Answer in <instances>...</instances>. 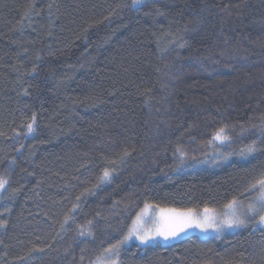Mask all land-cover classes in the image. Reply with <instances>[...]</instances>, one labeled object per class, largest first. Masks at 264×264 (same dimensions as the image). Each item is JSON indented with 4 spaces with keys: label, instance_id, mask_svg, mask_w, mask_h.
Wrapping results in <instances>:
<instances>
[{
    "label": "trees",
    "instance_id": "1",
    "mask_svg": "<svg viewBox=\"0 0 264 264\" xmlns=\"http://www.w3.org/2000/svg\"><path fill=\"white\" fill-rule=\"evenodd\" d=\"M130 3L0 0V172L16 158L0 191V264L34 248L26 264H91L146 201L221 209L264 172L259 128L240 135L264 119V0ZM34 112L35 133L18 136ZM224 124L235 142L222 151L252 140L260 151L219 161L204 141ZM178 145L207 163L180 166ZM105 167L111 181L86 192ZM120 264H264V231L129 242Z\"/></svg>",
    "mask_w": 264,
    "mask_h": 264
},
{
    "label": "snow or ice",
    "instance_id": "2",
    "mask_svg": "<svg viewBox=\"0 0 264 264\" xmlns=\"http://www.w3.org/2000/svg\"><path fill=\"white\" fill-rule=\"evenodd\" d=\"M147 0H131L129 7L133 10H139L143 5H146ZM33 8L30 6L23 17L26 19L32 14ZM175 42V40H174ZM186 43V42H185ZM185 43H180L179 47L183 48ZM35 71V68L33 69ZM37 114L34 112L29 122L24 126L25 130L17 135H23L27 139L36 131ZM234 126L227 124L221 125L210 134V138L204 141V144L212 149V155L218 157L219 161H226L233 155H239L242 158L251 157L256 154L260 149L257 146V140H252L250 143L244 145L238 151H222L224 148H230L235 142V138L230 133ZM259 128L261 137L264 138V119L260 125L240 126V135L250 130ZM2 135V133H0ZM24 147L23 143L15 149L16 152H21ZM127 156V153H124ZM174 156L178 159L180 166H183L189 159L196 164L207 163L205 160H197L196 157H189L188 153L183 150L181 146H177L174 150ZM7 167L3 172H0V191L6 189L10 183V173L16 164L15 157H7ZM213 160V163H217ZM113 164L115 161L112 162ZM115 168L105 167L102 174L97 178V182L93 185L92 189L86 192L93 191L95 188L100 187L104 183L111 181ZM81 195H84L83 193ZM243 199L233 196L227 203L223 204L225 211L218 213L216 209L205 206L202 212L195 209L175 208V207H161L159 204L145 202L143 208L136 214L128 231L122 236L121 239L115 243L110 244L104 248L103 251L91 261V264H120V254L122 247L127 244L131 239L135 238L140 244H148L157 238H162L165 241L177 238L181 233H184L189 228H199L202 232L212 230L219 234L224 230H235L247 228L250 224L258 226L261 231H264V172L251 183L243 193H239ZM77 201L80 200L78 196ZM119 203V202H115ZM135 206V202H129L125 208ZM79 207V203L72 205L71 212ZM149 209L153 210V214L149 215ZM100 213H97L99 216ZM71 216L66 215L64 224H66ZM6 220H0V227L6 225ZM64 224L61 225L63 228ZM93 221L88 220L84 225H81L78 230V236L87 239L92 236ZM35 251H43V249H32L29 254L20 257L21 264H26L28 256ZM83 259V257H81Z\"/></svg>",
    "mask_w": 264,
    "mask_h": 264
},
{
    "label": "rangeland",
    "instance_id": "3",
    "mask_svg": "<svg viewBox=\"0 0 264 264\" xmlns=\"http://www.w3.org/2000/svg\"><path fill=\"white\" fill-rule=\"evenodd\" d=\"M141 208H143V206H142ZM141 208H140V209H141ZM140 209L138 210V212L140 211ZM202 210H203V209H199V210H197V211H198V212H202ZM216 211H217L218 213H221V212H223V211H225V210H224L223 208H221V209H216ZM138 212H137V213H138ZM137 213H136V214H137ZM136 214H135V216L132 218V220L130 221L129 227L131 226L133 219H135ZM152 214H153V210H152V209H149V215H152ZM129 227H128V228H129ZM257 227H258V226H257ZM235 230H237V229H235ZM235 230H224V231L220 232L219 234H217L216 232H213L212 230H208L207 232H202L199 228H195V227H193V228H189V229L186 230L184 233H181L177 238L170 239V240H168V241H165V240H163L162 238H157L156 240H154V241H152V242H161V243H163V244H168V243H171V242H174V241H176V240H179V239H181V238H183V237H185V236H187V235H190V234H195V235H198V236H200V237H207V236H214V235H222V234H224V233L234 232ZM127 231H128V229H127ZM129 242H136L137 244L142 245V244H140V242H139L138 240H136L135 238L131 239ZM129 242H128V243H129ZM152 242H150V243H152ZM128 243H127V244H128ZM148 244H149V243H148ZM143 245H146V244H143Z\"/></svg>",
    "mask_w": 264,
    "mask_h": 264
}]
</instances>
